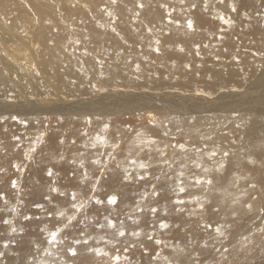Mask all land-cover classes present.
I'll return each mask as SVG.
<instances>
[{
    "label": "bare ground",
    "instance_id": "1",
    "mask_svg": "<svg viewBox=\"0 0 264 264\" xmlns=\"http://www.w3.org/2000/svg\"><path fill=\"white\" fill-rule=\"evenodd\" d=\"M213 1L0 0V171H8L7 182L33 164H58L70 143L88 155L100 145L101 156L116 155L112 166L132 175L127 196L148 171H177V194L178 179L202 175L212 181L202 188L206 213L192 222L189 231L195 230L181 235L192 219L184 216L200 206L185 204V221L171 217L177 203L166 207L170 218L153 214L151 209L183 198L158 174L163 184L151 185L152 193L162 190L151 211L138 216L133 230L126 224L136 235L119 247L129 249L130 261L122 256L121 264H264L258 224L264 222V0ZM135 96L141 99L125 102ZM132 159L142 169L130 170ZM141 170L147 173L133 176ZM132 201L119 199L116 208ZM207 223L213 230L202 226ZM150 232L155 237L148 241ZM223 249L227 258L219 257ZM84 260L74 263L108 259L87 254Z\"/></svg>",
    "mask_w": 264,
    "mask_h": 264
},
{
    "label": "rangeland",
    "instance_id": "2",
    "mask_svg": "<svg viewBox=\"0 0 264 264\" xmlns=\"http://www.w3.org/2000/svg\"><path fill=\"white\" fill-rule=\"evenodd\" d=\"M231 1L232 0H221V1L220 0H214L212 4L217 6L220 3L221 4L226 3V2L231 3ZM206 2H208V0H206ZM169 9L172 10V13H174L176 15L178 14L177 16L181 17V19H184L186 17L185 14L182 12L181 8L175 9V7H171ZM190 23L191 22H189V26H191ZM141 96H138V97L135 96L134 98L130 97L132 99H129V100L127 97H126L127 100L124 99L125 97L124 98L121 97V98H119V101H120V99H121V103H124V100H125V102L136 101V100L138 101L141 99L140 98ZM12 100L16 101L17 99L12 97ZM91 139H94V138L91 136ZM82 141L86 142V140H82ZM70 144H71V148L69 149V151L66 152V155L63 157L64 160H62L61 162L59 161L58 164H56V163H52L53 165L48 164V167L50 165H52L53 167L60 165L56 169L52 168L53 170H51L50 168L52 166H50L48 168L47 166L44 167V165H43V167H41L42 164H40V163H37L40 166L37 164H33L30 166L31 169L29 168L28 171L27 170L18 171L16 173L17 175H15L14 178L12 177L13 178L11 180V181H13L12 184L9 183L10 181L7 182V178H9V176L6 173L8 171H6V172L0 171V187H1L0 188V191H1V193H0V196H1L0 197V204H1L0 205V264H42V262H43V264H61V260L64 261V264H73L74 262H80V258L81 259L84 258L86 260L87 254L89 256L90 255L93 256V254H90L87 251V249L89 247L99 246V247L106 248L107 251H111V250H114L112 248L113 244L119 248L123 244L131 243L132 241H130V240L132 239V235L134 234V232L127 233L126 227L130 231H132L137 225H139L140 214H142V212H145L147 210H148V212H150L152 210L151 209L152 202H153V200L156 201V198H157L156 192L160 193V190H162L161 188H157L156 192L154 191L152 193L153 188L151 187V185L152 186L154 184L162 185L163 184L162 181L165 180L164 182H166L168 186L173 187L174 184H173L172 180L173 179L177 180V178L175 177L176 176L175 172H177V171L172 172V171L160 170V171H162L161 172L162 174L158 173L157 171H150L151 173H149V171H148V174L146 175L145 179H141V178L137 179L139 181L137 182V184H135L136 185L134 187L135 189L132 188V191H131L132 195L130 194L131 196H127L128 193H127V189H125V188L126 187L128 188L129 187L128 185H131L130 184L131 183V180H130L131 179V177H130L131 173H130V171H124L127 168L124 169V167L122 165H121V167H122L121 169H119L118 167H114V165L112 166L114 160L117 157L116 155L112 154V155H108V156H106V155L101 156L102 150L105 149V146H103V145L98 146L99 151L94 150L95 148H92L89 155H88V153H87L88 150H86L87 148L83 149V148H81V145H79V144H76V145H78V146H76V148H72V147H75V145L73 143H70ZM209 146L210 147L213 146L212 143H209ZM69 153H70V155H69ZM34 154H37V153L35 152ZM117 154H119V152ZM175 154H173V152H172V155H175ZM79 158L82 160H80ZM66 159L68 160V162ZM83 161H86V162H83ZM81 162H83V163H81ZM127 163L130 165V167H129L130 170H132L133 168L142 169V167L139 164H135L133 162V159H132V162H130V163L127 162ZM156 163H157V161H156ZM97 164H99V165H97ZM83 165H85L86 167ZM142 166H144V165H142ZM101 167H102V169H101ZM104 167H106L107 169H104ZM33 168H35V171ZM43 168H46V169L43 170ZM60 168H63L64 171L58 170ZM86 168H88L89 170ZM92 170H93V172H92ZM115 170H118V171H115ZM13 172L14 171H12V173ZM118 172L120 173V175L117 179V177H115V176L117 175ZM127 172H129V174ZM49 173H51V175H49ZM142 173H147V172H145V170H144V172L141 170V172H139L138 174L133 173V176H135V175L139 176L140 175V177H142L143 176ZM59 174H60V177H59ZM97 174H98V176H97ZM158 174H160L159 177L161 175H163L162 181H160V182L158 181L159 180ZM54 175H56L57 177ZM22 176H23V179H22V182H20V177H22ZM87 177H89V178H87ZM190 177H191V175L187 179L182 178L183 180L178 179V181H177V182H179L178 185H179L180 189L185 188L182 195H180L178 193L180 195L179 196L176 193L177 186L176 187L174 186L173 187L174 190L172 191L173 193L176 194V196L177 195L179 197L183 196V198H178V197L177 198L180 200H183L184 203H177V205H176V203H174L172 201V202L167 203V205H164L163 208L158 207L159 212H157V214L164 217L165 211L168 212V209L166 207L176 205L178 210H179L178 213L176 212V214H178V215L181 214V215L177 216L176 214L172 213L171 217L172 216H173L172 218L183 217L184 215H186L185 213H189V211H188L189 209L185 208V204H188V203L192 204V203L198 202V205L200 206L201 211H199L197 213L193 209L190 212V214H192V215L187 214V216H184V217L189 216L192 219H189L188 222L187 221L184 222L187 224L184 225L183 228L185 227V229H187V230H186V233H180L181 235H189L191 231L195 230V228H193L189 231V229L191 227H193L192 222L196 219H197V221H199L200 220L199 214H205L206 209H207V208L205 209L204 205H203V203L206 202L205 200H206L207 190L205 192H203V189H202L203 187L205 188L207 186L206 185L207 182L205 184V180L208 181L207 178L202 176V175L198 176V177H192V178H190ZM68 179H70V180H68ZM96 179H97V181H96ZM114 179L115 180L117 179V180L115 181ZM201 180H203L202 183L197 182V181H201ZM109 181L111 184L109 183ZM144 181H146L147 183L146 182L144 183ZM91 182H93V183H91ZM105 182H107V183L105 184ZM76 183H78V184H76ZM141 183H143V184H141ZM190 184H191V186H190ZM196 184H197V186H195ZM199 184H201V186ZM19 185H20L21 191H19V189H18ZM92 185H94V187ZM114 186H116L115 190L113 188ZM78 187H80L81 189ZM200 187H201V189H200ZM22 188H23V190H22ZM67 188L69 191L67 190ZM89 188H91V189H89ZM168 188H170V187H168ZM79 189L81 190L80 192H79ZM2 190H3V192H2ZM117 190L118 191L121 190V191L118 193ZM189 190L191 192H189ZM198 190L201 192V194L198 196H193L192 193L198 192ZM66 191H68V192H66ZM149 191L151 192L152 197L150 196L149 199H147L148 198L147 194L150 193ZM81 192H83V193H81ZM89 192L91 193V195H89L90 194ZM77 193H78V195H77ZM107 194H108V196H107ZM80 195H82V197ZM201 195H202V197H201ZM132 196H134V198H136V199H134ZM110 197L111 198L114 197V198L110 201V200H108ZM128 197L133 200L132 202L129 203V205L132 203L134 205H132L130 208H129V205H127L126 207L122 208L123 210H119L118 208H116V205H118L119 199H122V198L123 199H129ZM9 198H10V200H7ZM74 199H77V200H74ZM178 199H175V200H178ZM198 199H200V200H198ZM104 200H106V202ZM75 201L76 202L78 201V203H76ZM101 202H102V205L100 204ZM103 202L105 204L107 203L108 207L106 205H103ZM108 202L111 204H109ZM65 203L67 204V206ZM73 203H75V204H73ZM139 203H140V205H139ZM45 204H46V206H45ZM72 204H73V206H72ZM96 205H98L99 207L101 206L102 210L106 209V211L104 212V210L103 211L101 210V212H103V213L102 214H101V212L98 213L100 209H94ZM136 205H138V206L136 207ZM153 205L155 206V204H153ZM43 206L45 207V210H44ZM201 206H202V208H201ZM140 207L143 208L142 211H141ZM85 208L87 210H85ZM132 208H137V209H135L136 211H134V210L132 211ZM112 209L114 210V212L112 211ZM129 209H130V211H129ZM97 210H98V212H97ZM180 210H182V211H180ZM87 211H88V213H87ZM124 211L126 213L128 211L129 213H127L125 215ZM161 211L163 213H161ZM179 212H181V213H179ZM95 213H97V215ZM85 214H86V216H85ZM128 214H131V215L128 217ZM182 214H183V216H182ZM123 216L126 219L123 218ZM165 217L170 218V215L166 214ZM184 217L181 219H183L185 221ZM110 221H115V228H112L109 226ZM197 221H194V222H197ZM123 223H125V224H123ZM126 224H133L132 230L129 226H126ZM258 224L259 225L262 224L261 227L264 228V222H261L259 220ZM101 225L103 227H100ZM261 227L258 228L259 231L263 230V229H261ZM204 228H206V227H204ZM120 230H123L125 232V235L122 237L119 236V234H118ZM164 232H167V231H164ZM53 233H59V236L62 238V241H63L61 244L56 245L55 247L49 245L47 243V240L45 239L46 237L48 239H54L55 236L53 235ZM147 233H149V232H147ZM151 233L152 232H150V234ZM153 233H154V235L152 237L154 238L155 232H153ZM168 233H170V231H168ZM205 233H206V231H203V234H205ZM201 236H203V235L201 234ZM83 237H87L90 241V244L89 245H83V244L80 245L79 249H78L79 254L77 256H69L67 254V248L72 246V241L75 239H82ZM133 237L135 238V235H133ZM148 237H149V235L146 237V239H148V241L153 239V238H151L149 240ZM246 237L247 238L240 240L239 243L242 244L245 240H247L251 236L249 234ZM142 239L144 240L145 236ZM97 241H99V244H97ZM128 241H130V242H128ZM105 242H107V244ZM237 243H238V241H237ZM167 245H169V244H167ZM132 246L133 245L128 246V247L132 248ZM166 246H165V248H166ZM46 247L51 248V251H52L51 256H45L43 254ZM140 247H142V249H145L142 245ZM161 247H163V246H161ZM196 247H197V245L193 246V248H196ZM232 248L233 247H230V250H232ZM167 250L169 251L168 247H167ZM224 250L225 249L222 250L223 252H221L219 257H224V258L228 257V254H226L227 253L226 250H225V252H224ZM249 250H254V249H249ZM164 253H165V251H164ZM65 257H66V259H65ZM103 258L105 261L108 259L107 257H103ZM219 260H217V261H219ZM216 262L210 263V264H219ZM220 264H222V262Z\"/></svg>",
    "mask_w": 264,
    "mask_h": 264
},
{
    "label": "snow or ice",
    "instance_id": "3",
    "mask_svg": "<svg viewBox=\"0 0 264 264\" xmlns=\"http://www.w3.org/2000/svg\"><path fill=\"white\" fill-rule=\"evenodd\" d=\"M140 7H143V5H140ZM234 10V9H233ZM49 175H51V173H49ZM198 183H202L203 181H197ZM207 183L209 185L212 184V181L209 179L207 181ZM184 192V189L181 188L180 189V192L179 194L182 195ZM156 195L158 196L159 193H156ZM113 198H109V200L111 201ZM174 203H184L183 200H175ZM249 208H251V205L249 204L248 205ZM202 208V206H201ZM142 211V209H141ZM152 212L153 214H155L156 212H159V209H152ZM167 213L165 212L164 215H166ZM30 218V217H29ZM166 221H161L160 224L161 226L163 227L164 225H166ZM109 226L112 227V228H115V221H110L109 222ZM203 227H207L208 230H213V225L211 223H207L206 225H202ZM100 227H103L102 225ZM220 226L219 225H216V228H219ZM119 236H124L125 235V232L123 230H120L119 231ZM53 235L55 236L54 239H48L47 237L45 238L47 240V243L53 247H55L56 245H59L61 244L63 241H62V238L59 236V233H53ZM133 235H136L135 233ZM154 235L153 234H150L149 235V239L152 238V236ZM138 238V236H137ZM107 244V242H105ZM157 243H160L159 241H157ZM89 245L90 244V241L87 237H83L82 239H75L72 241V246L71 247H68L67 248V254L69 256H77L79 254L78 252V249H79V246L80 245ZM97 244H99V241H97ZM112 248L114 249V252H108L106 250V248L104 247H89L87 249V251L90 253V254H93L97 257H107L108 260H107V264H121V261H122V256H123V260H129L128 258V251L129 249L127 247L123 248V249H120L118 247H116L114 244L112 245ZM45 256H51L52 255V251H51V248H48L46 247L45 250H44V253H43ZM130 261V260H129ZM43 264V262H42ZM61 264H64V261H61Z\"/></svg>",
    "mask_w": 264,
    "mask_h": 264
}]
</instances>
